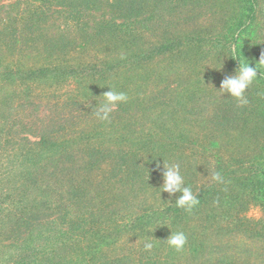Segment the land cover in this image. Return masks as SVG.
Instances as JSON below:
<instances>
[{
    "label": "rangeland",
    "instance_id": "rangeland-1",
    "mask_svg": "<svg viewBox=\"0 0 264 264\" xmlns=\"http://www.w3.org/2000/svg\"><path fill=\"white\" fill-rule=\"evenodd\" d=\"M253 1L0 0V264L47 244L81 264H264V75L244 106L217 90L239 18L242 55L264 52ZM108 86L128 99L100 121ZM162 158L201 194L190 214L163 212L180 193L160 190Z\"/></svg>",
    "mask_w": 264,
    "mask_h": 264
},
{
    "label": "clouds",
    "instance_id": "clouds-1",
    "mask_svg": "<svg viewBox=\"0 0 264 264\" xmlns=\"http://www.w3.org/2000/svg\"><path fill=\"white\" fill-rule=\"evenodd\" d=\"M244 38L245 37H238L237 44L233 45L230 53L226 55L236 58L238 60V66L233 70L232 74L223 77L218 89L215 88L219 91L220 95L227 94L235 98L238 102V106H244L249 103L245 95L246 91L254 81L264 75V52L261 53L258 62L254 65H250L249 60L242 55L241 47H238ZM220 68L221 63L219 67L215 69L219 70ZM108 88V91L99 95L100 102L94 99L96 104L91 106V111L100 121L109 120L110 114L114 111L116 106L119 103L126 102L128 99L124 92H118L111 86H108ZM261 94L264 95V93ZM85 106L87 107L89 105ZM162 160V168L160 169L162 183L159 187L160 190L167 192L169 197H172L175 193H180V195L175 198L174 204L176 207L190 214L200 203L198 192H194L192 187L185 183V177L181 173V165L179 163L168 162L163 158ZM211 180L216 183H225V178L220 171H212ZM154 242L155 241L152 239L144 241V250L151 251L154 247ZM166 242L169 247L176 251H180L186 245L187 237L182 231L171 232L166 238Z\"/></svg>",
    "mask_w": 264,
    "mask_h": 264
},
{
    "label": "trees",
    "instance_id": "trees-1",
    "mask_svg": "<svg viewBox=\"0 0 264 264\" xmlns=\"http://www.w3.org/2000/svg\"><path fill=\"white\" fill-rule=\"evenodd\" d=\"M249 3H252V6H254V1L253 0H249ZM245 16V15H244ZM248 17H250V16H245V19H241V18H239L240 20H239V22H236L235 23V25H238V26H240V28H239V34H232L235 38H232L231 40L233 41V40H235L236 42L235 43H237V38L238 37H243L244 36V34L246 33V29L248 28V25L250 24L248 21H247V19H248ZM159 47H164V44L162 43ZM37 69H40V71H43L44 69H42V68H37ZM36 70V69H35ZM32 72V71H31ZM30 72V73H31ZM255 173H256V176H257V179H256V182H255V187L256 186H259L260 187V191L257 193V194H260V195H264V162L261 164V166H258V167H256V170L254 171ZM213 191L210 189L209 191H208V196H210V197H213V195L215 194H213ZM212 195V196H211ZM200 196H201V194L200 193H198V198H199V200H200ZM167 210H174V211H177V210H180L179 208H167L166 210H163V212H166ZM155 213V212H154ZM176 213V212H175ZM176 215H177V213H176ZM175 215V216H176ZM148 216H149V214L148 215H145V216H140V217H137L136 219H135V223H136V226H143L144 225V219L145 218H148ZM52 237L53 236H51V235H49V236H47V238H46V240H52ZM55 240H59L58 238H56L55 237ZM51 242V241H50ZM41 247V249H40V251L41 252H44V255H45V252L49 249V247H52V245L51 244H47V245H45V247H43V246H41V245H38L35 249H33L31 252H26V253H24V254H26L25 256H24V258H22V260H21V262L20 263H18L17 261H15L17 264H21V263H23V264H32V263H37V260H35V257H33L34 256V253H35V251H37V249L38 248H40ZM90 251V250H89ZM59 252V251H58ZM58 252H57V250L55 249V248H53L52 247V249H51V251L48 253V257H46V261L48 262V263H52V264H81L82 263V261H83V258L81 257L80 259H76L75 261L73 260V258H71V257H68V256H62L61 254L59 255L58 254ZM87 253H88V250H87ZM57 256H58V258H57ZM24 259V260H23ZM56 259V260H55ZM93 259L94 258H92V261H93ZM45 263V262H44ZM101 264H106V262H104V263H101Z\"/></svg>",
    "mask_w": 264,
    "mask_h": 264
}]
</instances>
